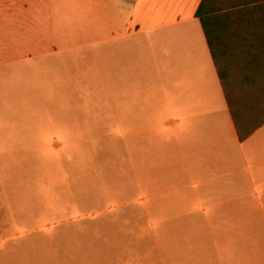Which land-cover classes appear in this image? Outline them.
<instances>
[{
	"label": "rangeland",
	"instance_id": "1",
	"mask_svg": "<svg viewBox=\"0 0 264 264\" xmlns=\"http://www.w3.org/2000/svg\"><path fill=\"white\" fill-rule=\"evenodd\" d=\"M133 1L0 0V264H264V128L235 165L174 156L180 79Z\"/></svg>",
	"mask_w": 264,
	"mask_h": 264
},
{
	"label": "crops",
	"instance_id": "2",
	"mask_svg": "<svg viewBox=\"0 0 264 264\" xmlns=\"http://www.w3.org/2000/svg\"><path fill=\"white\" fill-rule=\"evenodd\" d=\"M200 1L135 0L130 3L129 27L134 33L154 32L155 43L159 45L160 41L170 48L167 49L168 58L174 75L180 79L173 105L178 115L175 120L177 128L173 131L174 156L183 162L192 156L204 158L202 168L235 165L243 142L264 128V123L244 141L239 140L202 27L195 17ZM253 26L260 27L257 23ZM240 43L264 44V40L248 39ZM248 71L232 64L229 75L236 80L243 78ZM245 85L237 84L235 91H248L239 89ZM196 112L199 120H194L196 136L193 137L190 125ZM205 122L210 127L205 128ZM192 143L195 152L192 151ZM145 158L148 159L145 154L141 155L142 167ZM230 186L233 185L227 183L222 187L205 188L204 195H212L217 190L227 191Z\"/></svg>",
	"mask_w": 264,
	"mask_h": 264
},
{
	"label": "trees",
	"instance_id": "3",
	"mask_svg": "<svg viewBox=\"0 0 264 264\" xmlns=\"http://www.w3.org/2000/svg\"><path fill=\"white\" fill-rule=\"evenodd\" d=\"M195 17L217 69L238 138L244 141L264 123V44L240 42L264 40V0H201ZM255 23L260 27L255 28ZM232 64L249 73L233 79L229 75ZM239 83L246 84L239 89L248 91H235Z\"/></svg>",
	"mask_w": 264,
	"mask_h": 264
}]
</instances>
